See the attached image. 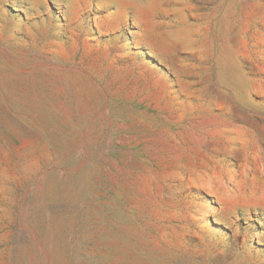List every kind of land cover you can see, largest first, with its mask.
Masks as SVG:
<instances>
[{
  "label": "rangeland",
  "instance_id": "obj_1",
  "mask_svg": "<svg viewBox=\"0 0 264 264\" xmlns=\"http://www.w3.org/2000/svg\"><path fill=\"white\" fill-rule=\"evenodd\" d=\"M0 264H264V0H0Z\"/></svg>",
  "mask_w": 264,
  "mask_h": 264
}]
</instances>
